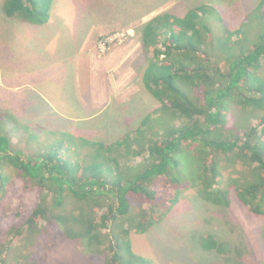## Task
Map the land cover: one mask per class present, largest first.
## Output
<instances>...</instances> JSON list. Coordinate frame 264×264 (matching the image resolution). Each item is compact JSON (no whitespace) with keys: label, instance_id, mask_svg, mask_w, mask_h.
Segmentation results:
<instances>
[{"label":"trees","instance_id":"16d2710c","mask_svg":"<svg viewBox=\"0 0 264 264\" xmlns=\"http://www.w3.org/2000/svg\"><path fill=\"white\" fill-rule=\"evenodd\" d=\"M52 2L4 0L3 13L12 21L43 25ZM213 4L184 16L165 12L141 26L142 48L150 54L141 81L159 106L115 141L47 130L56 140L35 157L14 153L9 137L0 133V197L4 167L41 193L25 225H13L15 238H31L43 221L55 226L57 220L64 237L95 245L101 230L115 222L116 234L105 235L110 254L104 264H156L133 251L130 235L164 224L184 191L211 209L229 211L236 198L250 213L264 216V0L237 27L218 31L208 22ZM235 106L244 117L231 126L228 115ZM61 149L85 151L88 160L65 159ZM139 157L142 162L135 164ZM71 198L83 205L68 213ZM102 207L107 213L97 222L94 212ZM195 242L200 254L226 249L212 234L197 235ZM1 245L0 264H10L14 257Z\"/></svg>","mask_w":264,"mask_h":264},{"label":"rangeland","instance_id":"374dc122","mask_svg":"<svg viewBox=\"0 0 264 264\" xmlns=\"http://www.w3.org/2000/svg\"><path fill=\"white\" fill-rule=\"evenodd\" d=\"M126 1L53 0L49 9L50 20L43 25H32L6 18L3 13L4 0H0V133L9 137L14 153L22 151L25 156L36 157L56 140V136L45 133L51 130L48 123L52 121V114L48 105L39 101L38 98L43 97L38 93L49 98V88L55 82L63 79L64 84H73L77 69L85 75L89 61L85 52L88 55L94 52L89 54L86 50L83 53L82 47L89 34L99 29V25L107 27L105 32L91 35L88 41H92L89 45L95 44L99 55L103 56L111 50L126 47L131 38L122 31H113L122 19L120 16L131 18L136 12L137 17L147 9H154L155 5L162 7L155 14L169 11L176 16H184L183 12H177L180 9L178 5L186 4L190 8L192 4H213V0H132V5L127 9L123 8ZM215 1L219 2V5L213 4L217 12L214 10L215 14L208 22L217 31L222 26L237 27L259 2ZM115 35L118 37L114 42L102 49L100 43ZM130 51L125 61V72L128 74L130 68L133 78L127 80L129 85L122 89L128 98H118L104 117L78 122L76 119L65 120L61 133H75L94 141H115L159 106L141 81V71L150 54L145 53L139 42H135ZM243 117L244 113L238 107H232L228 124L233 126ZM254 122L252 119L249 121L250 124ZM61 152L65 153V159L88 160L85 151L67 152L61 149ZM140 162L141 157L134 159L135 164ZM8 169L3 168L5 191L0 197V247L4 243L7 254L14 257L10 264H104L105 257L110 254V241L105 235L116 234L118 225L115 222H110L106 229L101 230L100 243L95 245H90L86 239L64 237L63 226L57 220L54 221L55 226L43 221L40 231L31 238L27 234L15 238V234H11L13 225H25L32 210L40 203L41 193L31 184L16 178L15 173ZM180 200L164 224L154 226L148 233L130 235L135 253L151 258L156 264H264V216L250 213L236 198L229 211L211 209L208 203L191 197L185 191ZM82 205L71 198L66 210L70 213L75 206ZM139 205L135 202V207ZM145 208L151 211V205ZM58 213L66 215L59 210ZM106 213L103 207L97 208L95 220L100 222L99 218ZM125 227H128L127 222ZM201 234L217 236L225 243V251L214 255L200 254L198 247L196 249L198 242H195V236Z\"/></svg>","mask_w":264,"mask_h":264},{"label":"crops","instance_id":"0c3cea01","mask_svg":"<svg viewBox=\"0 0 264 264\" xmlns=\"http://www.w3.org/2000/svg\"><path fill=\"white\" fill-rule=\"evenodd\" d=\"M131 5L132 0H128L123 8L128 9ZM199 5L202 4H192L190 8H188L186 4L185 6L178 5L177 7L180 9L177 10V12L180 14L183 12L185 15L189 9ZM160 9H162L160 5H155L154 9L151 8V10L149 9L150 11L147 9L148 11H144L142 15L137 17L136 12L131 18L120 16L122 19L115 25L113 31H122L127 33L131 38L126 47H120L113 51L111 50L112 52L110 51L103 56L99 55L96 45L92 44V46H90L89 44L92 41H88V39H91V35L94 36L103 30L105 32L107 27L99 25V27H97L99 29L89 34L82 47L83 53L86 50L89 54L94 52L92 55H88L87 52H85L90 61V64H88L89 61L87 63L88 69H85V75H82L81 70L77 69L75 70V82L73 84L66 85L62 82L63 79H60L59 82H55V84L49 88V98H45L40 93L36 92L43 97L38 98L39 101L44 102L50 108V114H52V121L48 123V126L51 128L50 131L60 132V130H63L62 124L65 120L72 121L76 119V122H78L104 117L112 109L113 105L118 102V98H128L125 96L122 89L129 85L127 84V80L133 78L130 68H128V74L125 72L126 62L131 54L130 50L134 47L135 42H139L140 47H142L140 41V28L155 16L162 14L163 12L155 14ZM14 22L19 23L17 21ZM137 59H139V57ZM70 96L73 98H69ZM75 104L79 106L72 107V105Z\"/></svg>","mask_w":264,"mask_h":264},{"label":"built area","instance_id":"2783aa9c","mask_svg":"<svg viewBox=\"0 0 264 264\" xmlns=\"http://www.w3.org/2000/svg\"><path fill=\"white\" fill-rule=\"evenodd\" d=\"M118 36H112V37H108L107 39H105L102 43H100V46L103 48H105L107 45L109 46L112 42H114V40L117 38ZM107 48V47H106Z\"/></svg>","mask_w":264,"mask_h":264}]
</instances>
